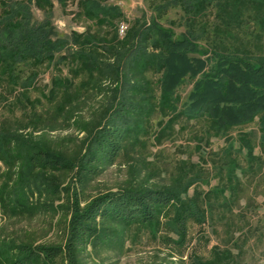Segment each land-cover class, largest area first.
Segmentation results:
<instances>
[{
  "label": "rangeland",
  "instance_id": "374dc122",
  "mask_svg": "<svg viewBox=\"0 0 264 264\" xmlns=\"http://www.w3.org/2000/svg\"><path fill=\"white\" fill-rule=\"evenodd\" d=\"M52 1V22L59 33L89 29L102 31L104 40L114 38L112 28H98L93 21L77 16L78 0ZM96 1L121 12L113 21L117 36L111 45L123 40L135 24L150 22L177 36L191 27L194 39L206 50L230 44L213 35L217 21L211 8L199 18L187 20L180 7L166 5L168 0ZM33 11L40 20L42 11ZM120 24L123 34L118 32ZM257 33L253 22L244 23L236 31L235 44L240 49L254 48ZM150 42L145 39V46L153 51ZM98 51L99 59L107 61ZM59 69L68 76L64 64L43 65L24 86L9 83L0 73V132L20 137L18 147L24 140L23 152L16 145L7 146L19 159L0 160V264H6L4 255L18 245L63 244L61 224L69 217V199L75 195L83 205L108 192L147 189L176 192L192 202L202 217L186 220L183 239L177 237L174 203L150 225L98 222L99 238H92L75 253L77 264H264V147L257 117L217 133L204 118L178 114L193 86L190 76L175 91L177 107L168 108V104L161 105L156 86L160 72L133 74L124 67L111 80L95 76L97 79L88 82L82 74L75 79L76 92L49 101L45 95ZM18 71L22 81H27L29 71L20 67ZM142 75L150 81L153 96L149 90L147 94L144 89L141 93L127 90L128 85L139 86ZM119 100L137 105L136 114L124 113L128 123L120 152L113 162L95 160L91 164L94 173L82 171L89 167L90 137ZM241 134L253 145L254 159L240 146ZM28 145L60 155L73 163V169L31 167L25 157ZM228 147L232 149L229 153Z\"/></svg>",
  "mask_w": 264,
  "mask_h": 264
},
{
  "label": "trees",
  "instance_id": "16d2710c",
  "mask_svg": "<svg viewBox=\"0 0 264 264\" xmlns=\"http://www.w3.org/2000/svg\"><path fill=\"white\" fill-rule=\"evenodd\" d=\"M166 5L180 7L187 20L199 18L210 8L215 10L217 22L212 29L213 35L227 39L230 44L224 49L215 47L206 50L194 39L191 27L177 36L170 29L150 22L147 25L135 24L126 32L123 40L111 45L109 42H114L117 36L113 21L121 17L116 6L104 5L96 0L77 1V16L93 21L98 28H112L114 38L104 40L101 30L93 33L89 29L72 31L69 35L59 33L52 22V0H0V73L8 78L9 83L22 82L24 86L37 76L41 66L53 64L58 67L64 64L68 76H63L59 69V75L51 79V87L45 95L49 101H54L69 97L76 86L75 79L82 74L91 82L97 79L95 76H107L111 80L122 67L127 73L133 71V74L138 71L160 72L156 86L159 88L161 105L164 107V104H168V108L176 103L173 96L177 87L185 76H190L194 79L193 86L178 114L186 118H204L217 133L251 123L257 117L259 141L264 147V0H168ZM33 8L42 11L40 20L35 17ZM249 21L258 29L256 47L248 49V46H242L244 48L240 49L241 45L235 44L238 43L236 31ZM145 39L151 40L153 51L147 50ZM98 50L102 58H108L107 61L99 59L96 54ZM19 67L29 71L25 78L27 81H22ZM140 83L139 86L128 85L127 90L130 88L141 93L144 89L145 94L149 90V95L153 96L150 81L143 75ZM145 103V108L149 107L148 100ZM136 106L127 100H119L110 109V115L90 137L89 167L82 171L94 173L91 164L95 160L107 163L115 160L127 132L128 117L124 113L136 114ZM19 139L9 132H0V160L9 163L20 158L7 148L8 145L18 144ZM238 140L247 156L254 159L253 145L246 134L239 135ZM21 145H16L15 149L23 152L24 140H21ZM28 149L25 157L31 167L43 170L73 169V163L56 153L29 148V145ZM231 150L228 147L227 153ZM78 173L84 172L79 170ZM171 204L175 205L177 237L183 239L186 220L190 217L200 218L202 213L199 214L192 202L184 201L174 191L147 189L108 192L83 205L75 195L69 199V217L61 224L63 244L18 245L8 250L3 260L6 264H77L75 253L92 238H99L96 223L113 220L127 225H150Z\"/></svg>",
  "mask_w": 264,
  "mask_h": 264
},
{
  "label": "built area",
  "instance_id": "2783aa9c",
  "mask_svg": "<svg viewBox=\"0 0 264 264\" xmlns=\"http://www.w3.org/2000/svg\"><path fill=\"white\" fill-rule=\"evenodd\" d=\"M118 32L120 34H123L124 33V25L123 24H120L119 27H118Z\"/></svg>",
  "mask_w": 264,
  "mask_h": 264
}]
</instances>
